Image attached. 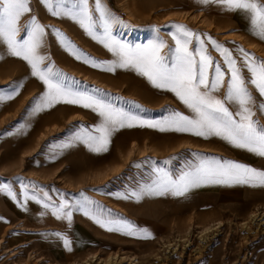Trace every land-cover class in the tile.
I'll use <instances>...</instances> for the list:
<instances>
[{"label": "rangeland", "instance_id": "1", "mask_svg": "<svg viewBox=\"0 0 264 264\" xmlns=\"http://www.w3.org/2000/svg\"><path fill=\"white\" fill-rule=\"evenodd\" d=\"M102 2L120 21L113 25V35L132 45L146 44L157 35L172 45L173 25L182 24L210 35L240 62V47L264 60V41L251 33L250 20L242 12H227L216 4L202 5L197 0ZM90 5L94 8V0ZM31 9L21 25L35 15L45 26V45L40 51L50 59L42 67L54 65L53 70L63 74L61 79L68 87L104 99L143 120H164L173 111L193 115L172 92L154 88L133 70L108 72L107 65L92 67L76 59L52 29L63 32L62 26L67 28L80 43L63 33L97 61H112L115 57L70 19L51 16L39 0H31ZM94 18L99 23L95 12ZM206 47L226 71L220 53L208 43ZM0 56V97H5L0 99V184H10L21 203L24 191L32 195L40 194L42 189L54 204L61 199L75 204L82 201L80 193H84L90 201L89 212L127 219L151 234L128 236L107 231L83 210H74L72 223L68 224L35 201H28L22 208L0 192V264H73L84 262L92 254L103 259L119 256L113 264H130V258H136L138 264H264V188L207 185L186 198L145 196L137 201L130 196L155 179V168L178 176L198 155L231 159L260 170H264V157L234 148L219 137L204 139L186 132H161L140 126L115 132L107 152H92L82 143L62 150L56 145L68 142L82 127L93 130L100 123L99 116L90 109L63 103L34 113L45 86L31 75L26 62L9 56L2 44ZM243 74L249 75L247 69ZM249 88L257 103H264L254 86ZM14 89L18 94L13 93ZM223 92L221 89L217 95L222 97ZM9 94L14 98L7 99ZM235 108V104L230 105V110ZM260 119L264 122V116ZM28 147L32 151L26 153ZM206 227L211 231L203 239ZM56 232L68 236L70 251L52 235Z\"/></svg>", "mask_w": 264, "mask_h": 264}, {"label": "snow or ice", "instance_id": "2", "mask_svg": "<svg viewBox=\"0 0 264 264\" xmlns=\"http://www.w3.org/2000/svg\"><path fill=\"white\" fill-rule=\"evenodd\" d=\"M39 2L51 16L67 18L76 23L115 57L112 61H97L79 49L61 30L52 29L64 49L76 59H83L92 67L107 65L105 70L108 72H115L116 69L133 70L145 77L154 88L172 92L193 114L189 116L173 111L164 120H143L104 99L68 87L61 79L63 74L53 70L54 65L42 67L44 61L50 59L40 51L45 45V26L35 15L21 25L25 14L32 11L31 0H0V44L6 46L9 56L26 62L31 75L38 78L46 89L36 100L33 112L39 113L63 103L90 109L100 118V123L93 130L82 127L68 142L56 147L63 150L82 143L92 152L103 153L108 151L115 132L126 127L140 126L155 128L161 132H186L204 139L219 137L234 148L264 157V122L260 119L264 116V103L258 104L253 90L249 88V85L254 86L258 96L264 98V60L240 47L243 57L240 62L227 47L210 35L194 32L182 24L173 25L175 31L170 33L174 42L172 45L158 35L146 44L132 45L113 35V25L120 21L102 0H94V8L90 5V0ZM197 2L202 5L216 4L227 12L244 13L250 20L251 33L264 41V0ZM94 12L99 16V23L94 18ZM204 36L207 37L206 40ZM206 43L220 53L227 66L226 71L222 70L221 63L213 59ZM0 59L3 57L0 56ZM243 69H247L248 76L243 74ZM221 89H224L222 97L217 95ZM13 93L18 94V90L14 89ZM6 98L12 99L14 96L9 94ZM231 104L236 105L234 110H230ZM154 171L155 179L140 186L138 191L131 192V197L137 201L145 196L171 195L186 198L193 190L207 185L264 188V170L226 158L198 155L178 176L159 167ZM21 185L26 187L23 182ZM0 192H5L22 208L28 201H35L46 211L50 210L57 220L67 221L68 224L72 223L74 210H83L85 216L107 231L128 236L144 232L148 237L151 236L146 229H138L127 219L105 218L102 213L89 212L87 204L90 201L84 193H80L82 201L78 200L75 204H70L65 199L54 204L49 193L42 189L40 194L32 195L24 191L23 203L10 184H0ZM130 196L121 198L129 199ZM40 215H45V212ZM52 235L62 241L66 249L71 250V241L67 235L60 232Z\"/></svg>", "mask_w": 264, "mask_h": 264}, {"label": "bare ground", "instance_id": "3", "mask_svg": "<svg viewBox=\"0 0 264 264\" xmlns=\"http://www.w3.org/2000/svg\"><path fill=\"white\" fill-rule=\"evenodd\" d=\"M62 28H63V32L64 33H68L69 34V36L71 37H75L74 39L75 40H77V43H80V41H79V39L76 37V36H74V34H72L70 31H68V29L67 28H65L64 26H62ZM62 32V31H61ZM248 44H250V45H254V46H259L258 44H256V43H254V42H248ZM85 46V45H84ZM2 73H3V71L2 72H0V74H1V76H2ZM5 78H8V76H6ZM35 78V77H34ZM33 80V79H32ZM34 82V81H33ZM30 83V82H29ZM35 83H36V81H35ZM33 84V83H32ZM37 84V83H36ZM34 85V84H33ZM27 90V89H26ZM27 95V94H26ZM25 95V96H26ZM23 96V95H22ZM42 134V133H41ZM44 134V133H43ZM42 136V135H41ZM40 136V137H41ZM41 138H43V137H41ZM39 140V139H38ZM36 146H38V144L36 145ZM31 147H34V145H32ZM31 147H28V148H30V149H25V152L26 153H28V152H31L32 151V149H31ZM34 149V148H33ZM35 150H36V148H35ZM33 153V152H32ZM107 175V174H106ZM257 216V215H256ZM253 217V216H252ZM253 219V218H252ZM252 219H250L251 221H253ZM264 219V217L262 218V220ZM204 230V234L202 235L203 236V239L204 238H207L208 236H209V232L211 231V229H210V227H206L205 229H203ZM185 244V243H184ZM174 246V245H173ZM172 246V247H173ZM171 247V248H172ZM175 247V246H174ZM174 250V249H173ZM175 250H177V249H175ZM174 250V251H175ZM171 251H172V249H171ZM89 257V258H88ZM87 257V259L84 261V262H78V261H76V262H74L73 264H110V263H112L113 261H114V259H119L120 257L119 256H115V255H110L109 256V258L107 259H103V258H101V257H99V256H97L96 254H92L91 256H88ZM122 259H123V257H122ZM129 262H130V264H138V261H136V258H130L129 259ZM113 264V263H112Z\"/></svg>", "mask_w": 264, "mask_h": 264}]
</instances>
